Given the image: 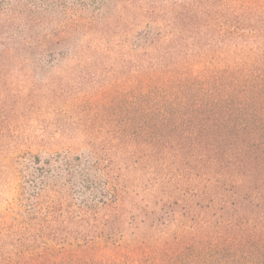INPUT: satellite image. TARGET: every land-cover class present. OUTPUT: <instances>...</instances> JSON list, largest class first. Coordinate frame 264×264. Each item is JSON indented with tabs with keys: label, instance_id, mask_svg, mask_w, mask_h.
I'll use <instances>...</instances> for the list:
<instances>
[{
	"label": "trees",
	"instance_id": "16d2710c",
	"mask_svg": "<svg viewBox=\"0 0 264 264\" xmlns=\"http://www.w3.org/2000/svg\"><path fill=\"white\" fill-rule=\"evenodd\" d=\"M12 60L108 82L85 153L32 155L0 264H264V0H19Z\"/></svg>",
	"mask_w": 264,
	"mask_h": 264
},
{
	"label": "rangeland",
	"instance_id": "374dc122",
	"mask_svg": "<svg viewBox=\"0 0 264 264\" xmlns=\"http://www.w3.org/2000/svg\"><path fill=\"white\" fill-rule=\"evenodd\" d=\"M17 1L0 0V9L7 12ZM12 64L0 65V225L24 215L39 191L32 183V155L86 152L80 141L96 111L82 97L108 82L105 73H40ZM17 237L0 236V261Z\"/></svg>",
	"mask_w": 264,
	"mask_h": 264
}]
</instances>
